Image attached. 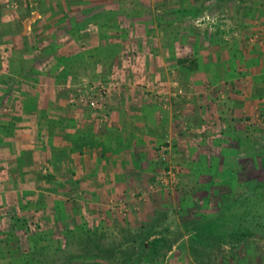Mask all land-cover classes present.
I'll return each instance as SVG.
<instances>
[{"label":"rangeland","instance_id":"obj_1","mask_svg":"<svg viewBox=\"0 0 264 264\" xmlns=\"http://www.w3.org/2000/svg\"><path fill=\"white\" fill-rule=\"evenodd\" d=\"M2 93L0 264L93 260L94 231L211 210L228 158L264 174V0H0ZM230 250L184 235L164 264H264L263 238Z\"/></svg>","mask_w":264,"mask_h":264},{"label":"trees","instance_id":"obj_2","mask_svg":"<svg viewBox=\"0 0 264 264\" xmlns=\"http://www.w3.org/2000/svg\"><path fill=\"white\" fill-rule=\"evenodd\" d=\"M175 12L182 15L186 13L194 15L197 10L193 7H188L180 10L175 9ZM4 93L0 94V111L5 109L3 104ZM12 118L14 121H12ZM10 119L11 121L8 123H0V131L1 133L3 132L1 135L4 138L13 135L8 134V130L13 124L16 125L19 122L20 116H13L12 114ZM78 135L76 133V136ZM0 144H4L2 139L0 140ZM50 145L52 151L49 150L51 152L49 160L54 163L57 160L58 153H56V148L54 147L55 143ZM37 152L38 150H35L23 155L26 158H30L33 154H37ZM121 153L124 154L120 155H128L126 152ZM261 160V165L264 166V157ZM252 164V162L238 163V161L233 160L231 157L228 158L226 168L224 169L227 179H223V182H225L223 184H227L229 188L223 191L224 195L221 196V201H218L216 204L214 203L215 205L212 206L211 210H207L206 208L198 217L187 218L182 228L171 229L166 224L160 227L158 222L154 221L155 219H149L141 222L136 231L131 232L130 229L127 230L126 234L123 237L121 236L115 243H112V245L104 243L102 238H104L105 232L103 231L99 232L98 240H93L96 236V232L94 231L92 233V235H95L94 237L88 236L85 240L83 238V246L85 250V244L92 245L94 252L91 255L95 258L90 261H86L83 258L80 263L164 264L173 244L182 239L184 235L187 250L193 255L195 260L201 261L206 260V257L210 256L214 249L222 245H228L231 248L232 257L241 247L247 248L251 239L256 237L264 239V174H262V171L259 172V169ZM239 170L243 174V188L235 192L233 182L235 179H238ZM41 176L40 170H37L34 174L35 180H39ZM212 190L215 193L217 191L216 188ZM209 191L206 194L207 196L211 194ZM205 200L208 202L213 201V199L209 198H205ZM54 206L53 222L58 220L57 216H55L57 205ZM63 224L65 223L63 222ZM64 231H69V229L62 227L63 235L67 236ZM34 245L36 246V244Z\"/></svg>","mask_w":264,"mask_h":264},{"label":"crops","instance_id":"obj_3","mask_svg":"<svg viewBox=\"0 0 264 264\" xmlns=\"http://www.w3.org/2000/svg\"><path fill=\"white\" fill-rule=\"evenodd\" d=\"M156 119H157V117H156ZM83 129H84V131L87 133V131H86L87 129H85V128H83ZM85 132H84V133H85Z\"/></svg>","mask_w":264,"mask_h":264}]
</instances>
